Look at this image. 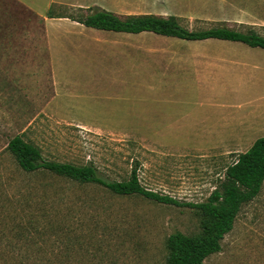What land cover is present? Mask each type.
<instances>
[{
  "label": "rangeland",
  "instance_id": "374dc122",
  "mask_svg": "<svg viewBox=\"0 0 264 264\" xmlns=\"http://www.w3.org/2000/svg\"><path fill=\"white\" fill-rule=\"evenodd\" d=\"M138 4L141 11L179 16L189 29L222 24L243 32L253 29L264 37V0ZM48 8L37 9L45 14ZM53 10L73 15L78 11L56 4ZM42 24L20 4L0 0V40L5 43L0 44V231L8 228L0 232V264H164L171 233L200 231L195 209L117 195L100 185L48 172L19 173L6 149L8 140L21 134L39 146L44 158L92 163L109 180L125 179L137 166L145 188L180 202L204 201L224 167L251 144L190 145L186 143L192 139L183 128L156 129L173 121L169 118L173 109H186L184 100L175 102L176 96L170 94L185 93L187 88L182 77L175 81L179 86H172L169 71L143 52L133 50L121 57L108 52L109 45L82 41L69 46L75 48L71 57L61 56L63 80L54 81L47 44L41 39ZM4 25L12 30L5 31ZM89 30L91 38L92 32L100 31ZM53 31L57 44L60 31ZM8 33L14 39L9 41ZM142 34L144 51H203L247 63L250 67L226 70L220 94L226 105L246 107L264 93L262 48L210 38L188 41L207 44L189 49L165 44L184 41L180 38ZM254 63L260 68L253 69ZM178 124L182 127L184 122ZM203 264H264V183L259 194L241 207L220 251Z\"/></svg>",
  "mask_w": 264,
  "mask_h": 264
},
{
  "label": "trees",
  "instance_id": "16d2710c",
  "mask_svg": "<svg viewBox=\"0 0 264 264\" xmlns=\"http://www.w3.org/2000/svg\"><path fill=\"white\" fill-rule=\"evenodd\" d=\"M77 10L75 15L56 13L52 5L46 16L67 17L85 26L103 30L152 32L186 40L214 38L264 49V37L253 29L243 32L222 24L204 29H189L181 23V17L176 15H120L99 6L78 7ZM6 149L19 173L48 172L80 184L100 185L117 195H139L156 202L187 205L195 209L200 217V231L193 235L180 231L171 233L167 238L168 254L164 264H203L207 257L220 251L221 242L232 230L241 207L259 194L264 183V136L257 138L247 150L236 154L235 159L224 167L217 185L202 202H180L145 188L140 183L137 166L131 168L127 178L109 180L92 163L48 160L43 157L39 146L25 140L21 134L11 137ZM0 207L2 211L3 208ZM6 231L8 228H3L0 232Z\"/></svg>",
  "mask_w": 264,
  "mask_h": 264
},
{
  "label": "crops",
  "instance_id": "0c3cea01",
  "mask_svg": "<svg viewBox=\"0 0 264 264\" xmlns=\"http://www.w3.org/2000/svg\"><path fill=\"white\" fill-rule=\"evenodd\" d=\"M12 1L20 4L29 13L42 20L43 31L41 39L44 41V44H47V53L54 81L56 79L58 80V78L62 79L63 77L62 70L59 68V63L62 61L60 59L61 56H63L64 59L71 57V53L75 48L70 50L69 46L74 44L77 46L82 41L84 44H90V42H92L93 44L109 45V49L106 50L110 53L117 52L121 57H124L126 53H132L133 50L136 52H143L146 56L149 55L153 60H158L156 63L160 61L157 66H160V68L165 71H169V81L172 86L175 88L179 86L180 84L175 81H178L179 78L182 77L185 79V89L187 88L185 93L174 92L170 94L171 96H176L177 99H175V102L184 100V103L187 104L186 109L183 112H178V110L173 109L174 111L169 113H172L169 115V118H174L173 121H170L169 125H156V129L183 128L186 130L187 136L192 139V141H187L186 143L190 145L252 144L257 138L264 136V93H261L258 97L255 96L250 102H247L245 104L246 107H243L242 104L226 105L220 95L225 88L226 70H232L236 65L242 69L250 67L247 63H242L243 61L241 58L233 59L234 57H225L223 54L190 50L170 52L156 51L155 48L150 51H144V46H142L144 42L139 40V37H141L144 32L127 33L99 29L100 31L92 32L91 38V35H89L91 30H89V28L93 27L85 26L67 17H47L46 13H40L37 8L41 5L50 7L56 4L77 8L99 6L120 15L174 14H165L161 11H141L142 8L138 3L144 2L145 0ZM115 2H120V4H114ZM125 2L129 4L126 6ZM9 20L10 17L8 18V21ZM4 27L5 31L12 30L9 25H4ZM53 29L60 31L57 44H54L52 41ZM72 34H74V37ZM77 35L82 36V38H78ZM0 36L3 37L1 32ZM8 37L10 41L15 36H11V34L8 33ZM182 40L184 41H166L165 44L185 45L184 48L189 49H202L204 45H207L191 44L188 42H195L197 40ZM0 44L5 43H3V40H0ZM195 45H203V47ZM126 56H128V54H126ZM258 65L259 64L254 63L252 68L257 70L260 68ZM165 75H167V73H165ZM261 77V83L264 84V72L261 73ZM181 120L184 122L182 127L178 124Z\"/></svg>",
  "mask_w": 264,
  "mask_h": 264
}]
</instances>
